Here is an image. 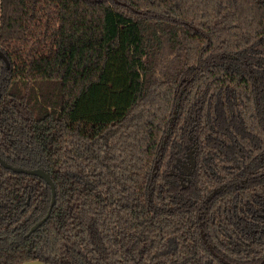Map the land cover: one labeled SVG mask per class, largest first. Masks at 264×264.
<instances>
[{
  "label": "trees",
  "instance_id": "1",
  "mask_svg": "<svg viewBox=\"0 0 264 264\" xmlns=\"http://www.w3.org/2000/svg\"><path fill=\"white\" fill-rule=\"evenodd\" d=\"M119 1L0 0V264H264V0Z\"/></svg>",
  "mask_w": 264,
  "mask_h": 264
},
{
  "label": "water",
  "instance_id": "2",
  "mask_svg": "<svg viewBox=\"0 0 264 264\" xmlns=\"http://www.w3.org/2000/svg\"><path fill=\"white\" fill-rule=\"evenodd\" d=\"M116 2H120L119 0H115ZM125 3V2H122ZM0 55L1 57L4 59V61L6 62L7 66H10V62L8 57L5 55L4 52L0 51ZM0 163L7 169H11L15 172L18 173H26V174H30V175H36L39 176L40 178L44 179L47 184L50 186L51 191H52V202L51 205L49 207V210L47 212V214L41 218L39 221H37L31 228L30 233L35 232L39 227H41L45 221L49 218L51 211L53 209V206L55 204V199H56V186L55 183L52 179V176L50 174L49 171H47L45 168L43 167H38V168H25V167H21V166H15L11 163H9L7 160H5L1 155H0ZM21 264H51L39 259L36 260H30V261H25Z\"/></svg>",
  "mask_w": 264,
  "mask_h": 264
},
{
  "label": "flooded vegetation",
  "instance_id": "3",
  "mask_svg": "<svg viewBox=\"0 0 264 264\" xmlns=\"http://www.w3.org/2000/svg\"><path fill=\"white\" fill-rule=\"evenodd\" d=\"M5 160H6V159H5ZM9 163H10V162H9ZM11 164H12V163H11ZM13 165H14V164H13ZM15 166H17V165H15ZM21 167H23V166H21ZM40 167H41V166H40ZM25 168H27V167H25ZM35 168H38V167H35ZM10 170H11V169H10ZM12 171H13V170H12ZM13 172H15V171H13ZM17 173H18V172H17ZM42 218H43V217H42ZM38 221H39V220H38ZM36 222H37V221H36ZM36 222H35V223H36ZM35 223H34V224H35ZM34 224H33V225H34ZM33 225H32V226H33ZM32 226H31V228H32ZM31 228L29 229L28 233L26 234L27 236H29V235H31V234L33 233V232H32V233L29 234ZM202 235H203L205 241L208 243V246L210 247L211 251H212L215 255H218L217 252L214 250V247L212 246V244H210V243L208 242V238L206 237V233H205L203 230H202Z\"/></svg>",
  "mask_w": 264,
  "mask_h": 264
}]
</instances>
